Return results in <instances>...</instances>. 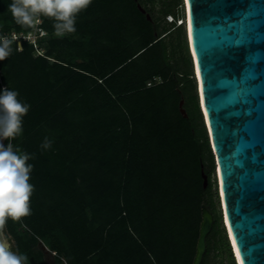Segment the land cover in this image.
Listing matches in <instances>:
<instances>
[{
	"label": "trees",
	"instance_id": "trees-1",
	"mask_svg": "<svg viewBox=\"0 0 264 264\" xmlns=\"http://www.w3.org/2000/svg\"><path fill=\"white\" fill-rule=\"evenodd\" d=\"M156 1L92 0L63 38L44 18L47 57L24 42L0 62L3 82L31 105L12 141L31 154V215L4 224L29 264H45L40 241L57 264H193L202 205L211 207L203 178L210 146L189 61L176 70L162 62L168 32L156 27ZM180 1L166 5L165 22L179 16ZM11 2L0 0V27L27 31ZM155 76L163 83L147 87ZM167 85L176 93L171 108Z\"/></svg>",
	"mask_w": 264,
	"mask_h": 264
},
{
	"label": "water",
	"instance_id": "water-1",
	"mask_svg": "<svg viewBox=\"0 0 264 264\" xmlns=\"http://www.w3.org/2000/svg\"><path fill=\"white\" fill-rule=\"evenodd\" d=\"M183 8L224 228L241 264H264V0H183ZM214 223L203 205L193 264H203Z\"/></svg>",
	"mask_w": 264,
	"mask_h": 264
},
{
	"label": "clouds",
	"instance_id": "clouds-1",
	"mask_svg": "<svg viewBox=\"0 0 264 264\" xmlns=\"http://www.w3.org/2000/svg\"><path fill=\"white\" fill-rule=\"evenodd\" d=\"M91 4L92 0H12L8 10L22 28L35 29L44 18L51 19L55 36L63 38L77 31L78 16ZM12 44L10 37L0 35V62L12 55ZM30 107L17 90L0 89V226L9 219L21 221L31 215L34 191L30 182L33 165L28 162L31 154L21 151L12 142L23 134L24 118ZM50 147L51 141L45 138L42 148ZM0 264H29L28 256L14 251L2 233Z\"/></svg>",
	"mask_w": 264,
	"mask_h": 264
},
{
	"label": "rangeland",
	"instance_id": "rangeland-1",
	"mask_svg": "<svg viewBox=\"0 0 264 264\" xmlns=\"http://www.w3.org/2000/svg\"><path fill=\"white\" fill-rule=\"evenodd\" d=\"M172 1L173 0H157L156 3L152 6L154 8L153 10H154L156 27H158L159 30H161L162 32H165V31L168 32L167 33L168 35L167 36L165 35L166 38L164 39V41H165L164 46L162 47V50H161L162 51L161 52L162 62L165 66H167V67L170 66L171 70H176L177 66L180 68H183L186 61H189V71L192 74L191 78L193 79L194 78V71H193V65H192L191 55H190V51H189V45H188L186 31L184 28L182 30H179V29L175 30L173 28V26L167 24L163 18V12L166 9V5L168 3H171ZM179 4L180 5L178 7H176L175 10L177 11V13L179 15L181 14L182 16H184L183 0H181ZM147 16H149L150 19H152L150 14H147ZM170 32H172V33L169 34ZM53 37H57V36H55V34H54ZM46 49H48V46L46 47ZM156 77L163 81L161 76H155L154 78H156ZM153 79H151L147 82V87H148V83L150 81H152ZM164 91L167 94V99L165 100V105L167 108H171L173 102H172V99L170 100V98H168V95L172 97V95L174 96L176 93H174V91H172L171 85L165 86ZM170 92L172 95L170 94ZM194 94H195L196 99L199 103L198 93L196 90H195ZM182 101H183L182 109H184L186 111L185 100L183 99ZM180 105H181V103H180ZM186 108H187L188 112L191 114V112H192L191 110H193V109L191 107H188V106ZM200 111H201V109H200ZM180 113L184 116V114L181 110V106H180ZM186 114H187L186 118H188L189 115H188L187 111H186ZM201 115H202V117L199 120V124L202 126H199V129L200 130L204 129L205 130L204 134L208 138L207 129L205 126V122L203 119L202 112H201ZM195 124H196V120L194 119V117H192L191 125L194 126ZM207 140H208V143L210 146V150L207 153L208 159L203 164V168L207 172H209L210 174H206L204 171L203 178H204V186L206 188L211 187V193H210L211 195L208 198V202L211 203L210 204L211 207H207V208L210 209L211 212L214 214L215 223L213 226V230H212V232L209 235L208 240H207V243L210 245H208V250H207V253L205 255L203 264H236V262L234 260L233 253H232V249H231V246H230V243L228 240V236H227L226 230L224 228L222 216H221L220 203H219L218 194H217V181H216V174H215V169H216L215 158H214V156L211 157V153L213 155V151H212V148H211V145L209 142V138ZM5 143H7V141ZM205 177H206V179H205ZM203 205H208V203H205ZM201 220H202V210H201ZM200 225H201V223H200ZM24 230H26V227L24 225H21L19 227V231L21 233H24ZM6 236H7L8 240L10 241L13 250L17 251L16 250V243H15L13 236L8 234L7 232H6ZM198 239L199 238H197V240ZM36 249L43 253L45 264H57L56 253L52 252L45 242L40 241V243L38 244ZM63 261H64L63 263L67 264L66 260H63Z\"/></svg>",
	"mask_w": 264,
	"mask_h": 264
},
{
	"label": "built area",
	"instance_id": "built-area-1",
	"mask_svg": "<svg viewBox=\"0 0 264 264\" xmlns=\"http://www.w3.org/2000/svg\"><path fill=\"white\" fill-rule=\"evenodd\" d=\"M166 22L168 24L174 25L175 28L185 27L186 26V18L185 16L179 15H168L166 16ZM44 19L43 22L36 26L35 29H28L27 31L17 32H3L2 28L0 27V35L8 36L13 40V44H17L22 49L23 43H29L34 47L35 55L38 57H47V45L48 39L52 36L45 28H44ZM50 59V58H49ZM4 72L0 65V86L1 89L5 87H9L7 84L3 82ZM163 81L159 78H154L152 81L148 83V87H154L156 85L162 84Z\"/></svg>",
	"mask_w": 264,
	"mask_h": 264
},
{
	"label": "bare ground",
	"instance_id": "bare-ground-1",
	"mask_svg": "<svg viewBox=\"0 0 264 264\" xmlns=\"http://www.w3.org/2000/svg\"><path fill=\"white\" fill-rule=\"evenodd\" d=\"M187 26H188V29H189V22L188 21H186V28H187ZM189 32V31H188ZM186 35H187V39H188V34H187V32H186ZM188 45H189V40H188ZM230 233V232H229ZM229 238V237H228ZM230 239H231V242L230 243H232V245H233V254L235 255V260H236V263L237 264H241V261H240V258H239V256H238V253H237V250H236V247H235V245H234V242H233V238H232V236H231V234H230Z\"/></svg>",
	"mask_w": 264,
	"mask_h": 264
},
{
	"label": "crops",
	"instance_id": "crops-1",
	"mask_svg": "<svg viewBox=\"0 0 264 264\" xmlns=\"http://www.w3.org/2000/svg\"><path fill=\"white\" fill-rule=\"evenodd\" d=\"M67 36V35H66ZM52 61H54L53 59H51Z\"/></svg>",
	"mask_w": 264,
	"mask_h": 264
}]
</instances>
